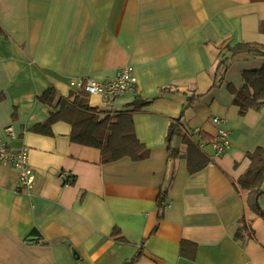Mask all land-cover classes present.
<instances>
[{"label":"crops","instance_id":"obj_1","mask_svg":"<svg viewBox=\"0 0 264 264\" xmlns=\"http://www.w3.org/2000/svg\"><path fill=\"white\" fill-rule=\"evenodd\" d=\"M246 41L264 45V0H0V136L28 147L35 175L18 190L17 171L0 163V264H125L138 252L129 264H264V215L234 187L246 152L264 145V106L240 115L226 88L264 60L240 55L210 87L223 47ZM124 65L134 90L109 106L89 94V105L118 113L147 102L132 115L145 158L103 162L98 148L70 140L63 120L49 135L30 130L48 117L38 96L49 86L68 95L70 79L107 81ZM189 96L170 155L167 127ZM214 116L226 120L230 146L198 147L208 163L190 172L185 137L211 139ZM242 219L251 236L235 239Z\"/></svg>","mask_w":264,"mask_h":264},{"label":"trees","instance_id":"obj_2","mask_svg":"<svg viewBox=\"0 0 264 264\" xmlns=\"http://www.w3.org/2000/svg\"><path fill=\"white\" fill-rule=\"evenodd\" d=\"M240 55L259 57L264 60V45L250 41L238 42L232 46L225 45L221 51L220 58L215 64L210 87L216 85L231 61ZM226 88L231 93L232 103L238 107L240 115L246 114L250 109L260 110L264 106V63L259 68L244 70L240 86L237 87L232 83H228ZM167 90V88H162L159 93ZM88 97L89 93L83 89L70 91L68 95H61L58 94L55 87L49 86L38 96V99L43 104L51 107L48 117L46 120L30 127V130L49 135L52 134L51 124L58 120H63L71 125L70 140L78 144L98 148L103 162L115 161L124 156L130 157L132 160L145 158L148 150L134 133L132 115L134 112L141 110L147 102L138 99L136 100L138 104L133 109L116 113L90 106ZM193 98L196 97L189 96L187 98L180 116L171 119L168 124L166 141L170 155L177 154L171 148L170 142L178 132H181L183 112L193 103ZM3 99L4 94L0 93V101ZM198 137L203 142H209L210 140L201 131H198ZM204 139L207 140L204 141ZM185 142L187 144L186 158L190 172L208 163L207 157L198 150L199 145L196 141H193L192 137H185ZM194 151L197 152V158L200 161L198 165L194 164L192 155ZM245 156L249 160V165L237 178L234 187L238 191L245 193L246 204L249 207L264 215V211L258 205V199L264 194V189L262 188L264 181V145L256 147L253 151L246 152ZM246 236H251V231L245 220L242 219L234 232V238L243 239ZM116 238L122 239V236L119 235ZM139 255L140 252L135 254L125 264L131 263Z\"/></svg>","mask_w":264,"mask_h":264},{"label":"built area","instance_id":"obj_3","mask_svg":"<svg viewBox=\"0 0 264 264\" xmlns=\"http://www.w3.org/2000/svg\"><path fill=\"white\" fill-rule=\"evenodd\" d=\"M136 82L134 67L124 65L117 69L113 79L100 82L89 77H77L69 80V86L73 91L83 89L90 95H100L104 97L105 105L109 106L114 98L134 90ZM212 121L221 125L217 127L215 134L209 142L200 141L198 147L208 144L212 148L214 155H219L230 146V130L226 125L225 119L214 116L212 117ZM4 131L12 140L17 138L12 126L5 127ZM193 132L197 133L198 130H194ZM28 154L29 149L26 145L19 144L13 146L0 136V163L8 164L17 171V189L21 191L30 190L34 183L35 175L29 164ZM59 178L64 184H68L70 181V178L63 172L59 174Z\"/></svg>","mask_w":264,"mask_h":264},{"label":"rangeland","instance_id":"obj_4","mask_svg":"<svg viewBox=\"0 0 264 264\" xmlns=\"http://www.w3.org/2000/svg\"><path fill=\"white\" fill-rule=\"evenodd\" d=\"M259 201H260V200L258 199V205H259V207H260Z\"/></svg>","mask_w":264,"mask_h":264}]
</instances>
